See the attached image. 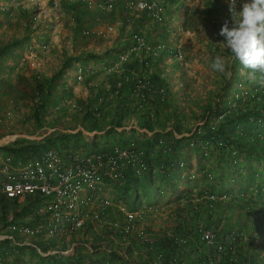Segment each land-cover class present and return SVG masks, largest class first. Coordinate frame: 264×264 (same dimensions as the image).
<instances>
[{
	"label": "rangeland",
	"instance_id": "1",
	"mask_svg": "<svg viewBox=\"0 0 264 264\" xmlns=\"http://www.w3.org/2000/svg\"><path fill=\"white\" fill-rule=\"evenodd\" d=\"M60 1L61 7L59 8H53V4L49 0H44L42 3L44 6L38 8L37 4H33V0H0V5H5L7 8L4 13H0V80L8 81L14 86V91L11 94L5 93L3 87L0 86V113L10 114V118L7 119L0 131V142L8 140L4 146L12 144L22 137L28 140H40L58 130L71 133L82 131L84 138L78 149L83 151H93L117 143V138L108 142L107 136H104L105 131H88L80 125L77 128L66 130L67 125L73 122L75 115H66L65 112L58 109V105L52 106L49 111L48 120L52 118L56 120L53 125L38 126L33 116V94H37L34 92L33 76L41 74L42 77H50L61 67H64V62L69 60L63 80L67 79L72 84L73 97L76 101L87 102L89 95L95 91L88 90L89 87L86 84L72 83L73 72L83 67L90 68L96 77L94 83L99 88L112 87L118 76L113 77L114 75L105 74L104 67L113 64L123 52H126L132 59L138 58L135 53L130 54L132 49L130 36L133 31H140L141 34L144 32L151 43L159 41L167 43L166 52L154 62V68L166 78L172 90L176 92V99L180 103L179 109L185 113L182 120L185 128L184 133H174L175 136L189 137L195 131L202 132L204 129L203 110L206 109L209 102L218 98L227 78H231L235 82L236 78H233L231 73L229 75L231 66L241 68L240 62L234 59L230 50L223 47V37L218 35L223 22L229 18L228 0H167L170 7L168 6L166 10L167 19L163 25L153 23L141 15L137 16L138 19L134 23L132 22L129 27L125 28L128 31H117L109 38L83 36L81 28L94 24L93 16L96 13L92 14L84 9L75 11V9L67 7L63 0ZM108 20V17L104 18L105 22ZM47 45L49 47L46 49ZM175 45L182 49L181 58H176L171 54L170 50ZM217 56L224 60L223 72L216 71L212 67ZM125 67L130 69L129 65L123 64V68ZM133 70L137 71V67ZM240 72L245 73L246 70L241 68ZM17 73H22L25 76V80H27L25 89L18 84L21 80L15 79ZM146 73L148 74L149 71L144 72V74ZM3 84L1 83V85ZM242 88L249 90L251 86L243 83ZM40 98L41 95L37 94L36 99ZM196 115L199 116V119L196 118ZM139 118H142V113L126 110V132L120 134L126 139H134L144 150V158H147L146 151H149L151 163L149 165L146 162L147 170L140 177L146 178L150 172L154 173L157 176L155 185L159 190L156 192V187L152 186V192L148 197L141 193L143 197L137 205L143 207L153 204L154 200H162L158 202V206L156 205L159 209L156 214H159L164 220L153 225L154 232L162 233L169 226H175V219L160 210L169 207L164 202L169 203L171 200L176 203L180 201V192L186 186L192 188L194 197L200 196L198 195L200 193L205 194L204 197L212 192L209 190L211 186L214 190L221 189L225 185L228 186L233 172L236 173V176L239 175V172L247 173L243 156L236 159V165L231 166V160L219 161L212 152L205 155L202 149L195 147L193 138L189 142L186 141L183 149L179 151L173 172L170 174L166 172L165 176L162 175L159 169L162 166V156H166L167 150L170 151L166 141H170L171 136L169 135L167 138L162 136L160 138L162 143L159 141L156 144H148L147 139L151 140L154 132L161 131V128L157 127L154 131L140 128L137 125ZM125 129L119 128L118 130L122 132ZM172 129L170 126L167 127V130ZM186 130H191V132ZM1 147L0 145V158L4 154ZM256 168L260 169L261 167L259 168L256 164ZM174 172L178 173L180 178L179 187L177 185L176 188L169 184L170 177L174 175ZM249 185L251 190L255 189L257 183L250 182ZM132 186L127 178L121 182L110 183L106 188L107 196L117 204L122 203L131 207L133 202L130 188ZM29 202L30 200H25L22 203L7 202L5 210L0 204V231L12 222L33 223L35 221L33 208H30L29 211L22 210L23 206ZM252 202L259 207H264V198L257 197V195ZM227 207L230 215L229 223L239 226L238 211ZM240 219L243 220V218ZM201 221L204 222V220ZM255 221L249 233L250 236H253V245L261 249L260 247L264 246V216L256 217ZM242 232L244 233H240V235L246 240L248 234L245 230ZM100 233L102 236L99 235ZM79 235L77 237L86 239L90 243L88 245L93 244L94 241V246L127 247L118 245L116 237L112 238L106 234L104 227H99L97 232L92 233L86 229V233ZM45 236L34 238L32 241L37 244V241L40 240L41 244H47L49 249L65 247L72 249L74 247L72 243L75 237H67V243H64L63 237L50 236L46 238ZM84 239L82 240L84 241ZM77 240L79 241V239ZM136 245L137 242L134 243L135 247ZM39 248L42 247L39 246ZM78 248L83 255L89 254L87 245L80 244ZM7 251L11 257V264H54L52 258L43 255L35 247L9 244ZM41 251L44 252L42 249ZM130 256L135 257L134 254ZM135 258L138 259V257ZM119 261L122 264L126 262L125 258L119 259Z\"/></svg>",
	"mask_w": 264,
	"mask_h": 264
},
{
	"label": "trees",
	"instance_id": "2",
	"mask_svg": "<svg viewBox=\"0 0 264 264\" xmlns=\"http://www.w3.org/2000/svg\"><path fill=\"white\" fill-rule=\"evenodd\" d=\"M65 5L75 9V11L78 10L76 4L65 3ZM82 30L83 28H81V33ZM69 62V60L64 62V67H61L50 77H42L41 74L33 76L34 92L41 95L38 100L36 99L37 94H33V116L38 126L53 125L56 120L53 118L48 120L49 111L52 106L58 105V109L65 112L66 115H75L73 122L76 124L72 122L73 125H67L66 130L77 128L80 125L88 131H105L104 136H107L108 142L117 138L118 141L115 144L125 145L130 141H134V139H126L121 135L126 132V110H134L139 114L142 113V118H139L137 122L140 128H145L148 131H154L157 127L161 128V131L154 132L151 140L147 139L148 144L159 143L162 136L166 138L169 135L171 136L170 141H166L170 151L167 150L166 156H162V166L159 169L164 176L166 172L168 174L173 172L179 151L183 149L186 141L189 142L193 138L195 147L204 150V147L207 146L209 153L212 152L219 161L231 160V166L236 165L237 158L241 156L244 158L247 173L239 172V175L236 176V173L233 172L228 186L225 185V187L218 190H214L211 186L209 190L212 192L204 197L205 194L202 193L198 194L200 196L194 197L190 186H186L181 190L180 199H178L189 200L187 203L192 204L190 205L193 211L183 216L181 222L175 223L174 227L169 226L160 233L161 237L158 239L156 247L149 252V255H153L155 251L159 250L164 251L167 255L178 252L186 260L185 264H264V246L260 247L261 249L255 247L252 243L253 236H250L249 233L255 218L264 216V207L252 204L255 195L264 198V86L258 84L255 77H250L248 70L245 69L246 72L241 73L240 70L243 68L241 64V68L230 65L229 75L231 73V76L236 80L233 82L231 78H227L218 98L214 99L213 102H209L206 109L203 110L204 129L202 132L195 131L189 137H176L174 133H184L185 128L182 120L185 113L182 109H179L180 103L176 99V92L172 90L166 78L155 70L154 65L150 69L145 63L139 65L136 58H131L130 61L125 63V65H129L130 69L125 67L124 72L121 74H109L110 76L114 75L113 77L117 75L118 81L123 80L119 94H115L113 88L116 80H114L110 89L99 88L94 83L96 77L93 73L87 76L84 81L78 83L76 80L78 70H76L73 72L71 82L86 84L89 87L88 90L95 91V93L89 95L87 102H83L74 99L72 84L67 79L63 80V74L67 71ZM136 67L137 71H134L133 69ZM148 71L151 72L150 76L155 88H166V96L163 101L156 97L150 98L148 103L141 106L140 99L132 97V89L136 76L143 75L144 72ZM15 79L17 81L21 80L18 83L21 88L25 89L27 87V80H25L22 73H17ZM1 83L6 85L3 86ZM243 83L250 85L251 88L244 90L242 88ZM0 86L3 87L5 93L11 94L14 91L12 83L3 81V79L0 80ZM225 96L228 97L225 98ZM100 97H102L101 100ZM73 104L76 106H73ZM196 118L199 119V116L196 115ZM59 119L62 118L59 117ZM108 125L109 128L107 129ZM63 126L66 127V125ZM168 126L173 129L167 130ZM119 128L125 130L121 132L118 130ZM188 132H191V130ZM83 138V132L80 130L76 133L58 130L40 140L18 138L14 143L2 146L1 149L4 155H13L22 159L39 156L48 149H57L65 155L74 150H80L78 148L81 147ZM111 147L112 145L98 149H110ZM146 156L145 160L150 165L151 158L148 150ZM256 164L261 168H256ZM156 177L151 172L146 178H141L131 172L127 174L125 178L133 185L130 188L133 202L131 208L138 207L137 203L143 197L141 193L148 197L152 192V186L156 187ZM258 178L260 180H257ZM179 181V174L174 172V175L170 177L169 184L176 188ZM250 182L257 183L255 189H249ZM155 190L158 192L159 189L156 187ZM29 199L30 202L25 204L22 210L29 211L32 207L33 199ZM193 199L198 200L194 203ZM7 202L16 203L1 197L0 204L4 210L7 208ZM227 206L238 211L239 226L229 223L230 215ZM34 216L35 220L39 218L38 215L34 214ZM240 218H243V220ZM201 220H204V222ZM204 229L215 230L217 234V238L211 246L201 240L202 230ZM243 230L248 234L246 240L240 235V233H244ZM232 231H235L238 236L237 241L230 244L227 236ZM180 235H184L188 239L187 243L179 245L175 242ZM75 240L77 239L75 238ZM10 243L8 240H0V257L5 254ZM37 244L42 247L41 249L44 252L49 250L48 245L41 244L40 240L37 241ZM219 244L224 246L223 251L218 250L217 246ZM192 255L194 256L192 257ZM47 257L52 258L54 264H68L69 259L74 258H65L64 255L59 256V254H51ZM119 257L124 258L121 255ZM125 261L127 260L125 259ZM147 262L144 263L148 264Z\"/></svg>",
	"mask_w": 264,
	"mask_h": 264
},
{
	"label": "built area",
	"instance_id": "3",
	"mask_svg": "<svg viewBox=\"0 0 264 264\" xmlns=\"http://www.w3.org/2000/svg\"><path fill=\"white\" fill-rule=\"evenodd\" d=\"M33 1L38 8L44 6L42 4L44 0ZM63 1L76 4L78 9H84L89 13H96L93 16L94 24L83 26L82 33L85 37L109 38L117 31L126 32L128 30L125 28L141 15L159 25L166 23L167 19V0ZM49 2L53 4V8L61 7L60 0H49ZM6 10L5 5H0V13ZM34 14L33 17L36 19ZM106 17L109 20L105 22ZM130 37L132 41L130 54L135 53L139 65L145 63L150 69L167 50L165 41L151 43L144 32L141 34L140 31H133ZM48 47L47 45L46 49ZM170 51L174 57H182L180 46L175 45ZM130 60L126 52L121 53L113 64L105 65V74L123 73L125 70L123 64ZM93 73L90 68H81L77 72L76 80L80 83ZM150 73L149 71L148 74L138 75L134 80L132 97L139 98L141 106L148 103L150 98L165 100L166 88H155ZM117 79L113 87L115 94H119L123 85V80ZM8 118H10L9 113H0V131ZM162 142L161 139L160 143ZM5 143H8V140L0 142V145L4 146ZM203 153L208 155L207 146L204 147ZM147 167L144 150L136 141H130L125 145L115 144L110 149L74 150L65 155L57 149H48L39 156L26 159L4 155L0 158V198L4 197L19 203L32 198L31 208L39 218L30 224L9 223L0 231V240H8L15 246L35 247L45 256L59 254V256L74 257L70 258L68 264H118L102 257H85L83 254L79 258L76 257L78 254L74 249L77 250L80 243L75 240L72 243L77 244L74 249L52 248L46 252H42L41 248L32 241L34 238L46 235V238L63 237L64 243H67V237L77 238L79 234L86 233V229L92 233L97 232L99 227H104L106 234L112 238L116 237L118 245L134 247V243L137 242V245L149 254L158 243L157 232H154L155 228L149 219L151 213H157L155 206L149 204L131 208L122 203H115L106 192L110 183L123 181L130 172L141 176ZM197 200L193 199V202L196 203ZM99 235L102 236V233ZM228 235L227 240L230 244L237 241L238 235L235 231ZM216 238L215 230H202L201 240L208 246L213 245ZM187 241L184 235H180L175 240L179 245ZM113 248L115 247L107 249L109 254H120L130 261L129 256L126 257L121 250ZM217 248L223 251L224 246L219 244ZM148 259V264H185L186 261L178 252L167 255L161 250L149 255ZM0 264H11L8 251L0 257Z\"/></svg>",
	"mask_w": 264,
	"mask_h": 264
},
{
	"label": "clouds",
	"instance_id": "4",
	"mask_svg": "<svg viewBox=\"0 0 264 264\" xmlns=\"http://www.w3.org/2000/svg\"><path fill=\"white\" fill-rule=\"evenodd\" d=\"M228 13L218 33L223 37V47L264 86V0H228ZM212 67L223 72V58L217 56Z\"/></svg>",
	"mask_w": 264,
	"mask_h": 264
},
{
	"label": "crops",
	"instance_id": "5",
	"mask_svg": "<svg viewBox=\"0 0 264 264\" xmlns=\"http://www.w3.org/2000/svg\"><path fill=\"white\" fill-rule=\"evenodd\" d=\"M176 4V3H175ZM168 6L170 7L169 4H166V8H168ZM179 6L177 5V8ZM176 8V9H177ZM183 12V11H182ZM6 84L4 83L3 86H5ZM21 87V86H20ZM1 153V152H0ZM4 156V154H3ZM154 199V198H153ZM162 201V200H160ZM158 200H154L153 201V204L155 206V210L156 212L159 211V209H157V206H158V202H160ZM189 201V200H187ZM187 201L185 200H180L178 202H172L171 200L169 201V203L167 202H164L166 203L167 206H171L170 208L169 207H166L165 209L163 210H160V211H164V214L168 216V214L172 217V219H175V223L178 224V222L180 221L181 222V219L183 216H185L186 214H189L191 213L193 210H192V207H191V203H187ZM191 204V205H190ZM157 205V206H156ZM164 214H161V215H164ZM166 216V217H167ZM149 219H150V223L151 225L153 226L154 224H159L161 223L164 218H162L161 216H159V214H155V213H151L150 216H149ZM157 239H159L161 237L160 233H157ZM76 239H79L78 240H75V241H78V243L80 244H85L87 245L89 251H88V255L87 256H94V257H102V258H106V259H110L111 261H114V262H118V264H122L121 261H119V259H122L121 257H119L118 254L114 253V254H109L107 249H109L110 247H107V246H94L93 244H95V242L93 241L91 245H88L90 244L86 239L82 238V237H77ZM84 239V241L82 240ZM77 244H74V247L76 246ZM73 247V249H74ZM123 247V246H122ZM79 248H77V250L74 249V251L77 252V256L76 257H81V252L78 250ZM113 249H119L121 250V252L123 254H125L126 257L130 256V255H135V257H138V259H136L134 256H130V261H126L125 263L123 262V264H145L144 262L148 260L149 262V259H148V256L149 254H146V252L144 250L141 249L140 246L136 245V247H131V246H127L126 248H113ZM126 249L127 252H126ZM148 255V256H147ZM86 257V255H84ZM194 255H192L193 257ZM75 257V258H76ZM134 257V258H133ZM128 259V258H127ZM147 262V263H148Z\"/></svg>",
	"mask_w": 264,
	"mask_h": 264
}]
</instances>
